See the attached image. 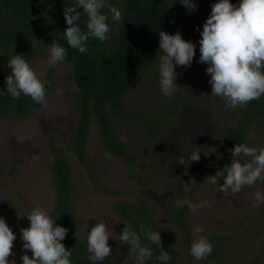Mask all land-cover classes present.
<instances>
[{"label": "rangeland", "instance_id": "374dc122", "mask_svg": "<svg viewBox=\"0 0 264 264\" xmlns=\"http://www.w3.org/2000/svg\"><path fill=\"white\" fill-rule=\"evenodd\" d=\"M210 13L211 10L201 17L199 10L190 14L186 10L167 31L169 35L179 32L185 41L195 45L192 64L175 67L179 87L173 96L165 97L159 88L158 51L153 64L124 99L135 119L120 118L114 122V128L120 140L138 155L134 166L105 150L98 124L92 121L87 153L94 178L68 144L75 135L78 119L73 69L64 62L49 67L48 51L47 58L35 60L33 69L41 81L53 71L47 103L24 121L0 119V218L17 237L10 264L12 259L15 264H22L23 255L32 256L30 251L23 250L21 229L30 226L26 216L33 208L41 207L59 226L52 183V165L58 150L65 153L72 165L74 205L81 219L79 232L87 242L91 228L105 223L115 264H124L126 260L127 264H136L128 257L131 245L122 246L119 242L124 227L131 226L116 214L115 206L137 197L147 199L154 217L172 238L177 264H206L209 256L197 261L190 254L196 238L193 230L200 226L205 231L199 235L212 244V255L220 264H264V204L252 207L254 193H264V181L244 187L235 196H225L208 178L214 176L224 152L220 131L226 123L237 127L242 111V107L232 108L211 95L208 65L199 62V40ZM120 23L121 20L113 21L114 33ZM246 133L250 147L264 148V135L257 125L250 126ZM194 147L200 148V160L192 161L190 166L180 164L177 158H187L196 150ZM236 159L246 162L251 158ZM105 188L114 195L106 193ZM177 199L195 204L207 201L208 205L193 215L186 206H179ZM184 207L185 228L176 223L173 212Z\"/></svg>", "mask_w": 264, "mask_h": 264}, {"label": "trees", "instance_id": "16d2710c", "mask_svg": "<svg viewBox=\"0 0 264 264\" xmlns=\"http://www.w3.org/2000/svg\"><path fill=\"white\" fill-rule=\"evenodd\" d=\"M109 2L122 12L118 31L114 33L111 13L103 9L109 17L107 23L110 39L101 43L90 38L88 52L80 54L78 50L68 46L63 32L68 27L63 14L65 7L74 6L75 0H0V92L7 91L6 77L11 75L8 61L13 55H22L33 68L36 59L47 58V50L53 41L64 47L67 56L63 62L72 67L78 89L75 100L77 127L68 144L70 151L87 167L92 178L94 173L88 161L87 144L93 120L98 124L103 146L108 153L129 166H134L138 161V155L120 140L114 122H118L120 118L135 119L130 115L124 99L156 59L159 31L167 33L171 24L187 10L180 0ZM217 2L218 0H196L194 4L203 17ZM229 2L239 4L240 0ZM77 11L81 15L78 24L82 31H86L87 17L82 8ZM52 76L53 71H50L43 81L46 92L52 89ZM39 107L30 97L21 96L19 100H14L9 95H0V119L24 121ZM254 125L264 135V96L242 107L237 127L224 124L220 131L224 152L216 165L214 176L236 159L232 158L229 150L236 144H247L246 132ZM72 170L65 153L58 150L52 165V183L56 190L55 216L59 226L68 230L61 243L72 253L71 264H90L87 242L79 232L81 219L74 205L76 187ZM222 183L223 180H219L217 187L220 188ZM104 190L114 195L110 189ZM115 212L138 234L141 226L160 232L162 246L172 257L169 264H177L173 240L154 217L147 199L137 197L132 201L118 203ZM173 212L176 214V223L185 228L187 208H178ZM141 245H148L153 249V257L147 264H159L156 260L160 254L159 249L150 245L143 235ZM113 256L110 255L104 261L115 264ZM206 264L220 263L216 256L210 255Z\"/></svg>", "mask_w": 264, "mask_h": 264}, {"label": "clouds", "instance_id": "9594fccd", "mask_svg": "<svg viewBox=\"0 0 264 264\" xmlns=\"http://www.w3.org/2000/svg\"><path fill=\"white\" fill-rule=\"evenodd\" d=\"M188 13L197 10L192 0H180ZM82 8L86 15V31H82L78 22L81 19L77 9ZM107 9L114 22L122 19V12L113 6L109 0H75V5L65 7L64 19L67 28L64 39L68 46L76 49L80 54L88 52V41L94 38L101 43L110 39V29L107 23ZM199 31V29H197ZM199 40V62L207 64L206 74L211 76V95L217 96L232 107H243L248 103L259 100L264 96V0H240L234 5L229 0H218L211 7L209 18L203 25ZM159 88L162 94L171 98L179 87L176 84L178 73L176 66H190L195 56V45L185 41L177 32L169 35L159 31ZM49 67L55 68L65 61L67 50L54 42L48 48ZM11 75L6 77L7 91L0 95H9L14 100L21 96L30 97L37 105L47 103L45 82L41 81L36 71L22 55H13L8 61ZM185 158L178 157L180 164L190 166L192 161L200 160V148ZM232 158H251L248 161L233 159L230 166L217 171L215 176L208 177L212 184L223 180L219 192L225 196H235L244 187H253L257 181H264V148L257 149L248 144H236L229 150ZM184 174H187L185 172ZM179 206H186L196 215L199 210L208 205L207 201L195 204L190 200L177 199ZM264 204V193L256 191L252 207ZM30 226L21 229L23 250L32 253L21 257L22 264H71L70 250H66L61 243L68 230L56 226L54 219L41 207H35L26 216ZM124 224V223H123ZM125 225V224H124ZM205 231L203 226L193 230L194 236L190 247L191 256L203 260L213 254V246L206 237L199 235ZM145 236L150 245H155L160 254L156 257L159 264H169L172 259L163 248L160 232L145 229L141 226L140 233L125 226L119 242L122 246L131 245L129 259L136 264H147L153 257V249L148 245H141V236ZM16 236L0 218V264H10V257L14 256L12 249ZM110 239L108 226L96 223L87 235V253L90 264H103L112 254L108 245ZM15 264V259L11 260ZM127 264V260L124 261Z\"/></svg>", "mask_w": 264, "mask_h": 264}]
</instances>
